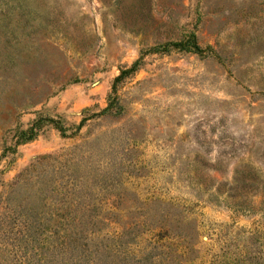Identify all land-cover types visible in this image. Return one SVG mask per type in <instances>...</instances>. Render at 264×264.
Wrapping results in <instances>:
<instances>
[{"label": "rangeland", "instance_id": "rangeland-1", "mask_svg": "<svg viewBox=\"0 0 264 264\" xmlns=\"http://www.w3.org/2000/svg\"><path fill=\"white\" fill-rule=\"evenodd\" d=\"M0 264H264V0H0Z\"/></svg>", "mask_w": 264, "mask_h": 264}]
</instances>
